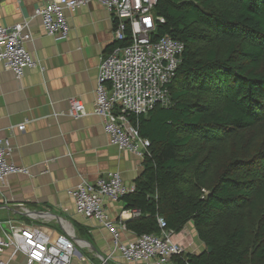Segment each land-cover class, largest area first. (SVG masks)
<instances>
[{
	"label": "trees",
	"instance_id": "16d2710c",
	"mask_svg": "<svg viewBox=\"0 0 264 264\" xmlns=\"http://www.w3.org/2000/svg\"><path fill=\"white\" fill-rule=\"evenodd\" d=\"M152 40L184 51L169 105L132 116L149 142L135 191V236L191 224L204 245L173 264H264V0H160ZM129 41L122 43V46Z\"/></svg>",
	"mask_w": 264,
	"mask_h": 264
},
{
	"label": "crops",
	"instance_id": "0c3cea01",
	"mask_svg": "<svg viewBox=\"0 0 264 264\" xmlns=\"http://www.w3.org/2000/svg\"><path fill=\"white\" fill-rule=\"evenodd\" d=\"M46 2L0 0V25L27 22L31 41L25 48L43 69H26L17 81L0 66V140L11 146L8 161L29 172L8 177L0 188V220L36 225L53 236L72 234L76 250L71 264H129L111 253L107 230L76 214L68 194L82 182L92 184L110 173L120 174L131 186L143 170V158L110 146L102 119L93 115L97 68L114 45L115 18L95 3L65 12L70 33L60 40L47 36L34 16ZM71 100L83 105L86 116H66ZM22 124L20 132L16 128ZM104 206L114 220L125 209L122 201ZM131 218L129 212L122 215L123 222ZM121 237L131 241L136 236L125 230ZM173 241L185 254L204 250L191 224ZM8 255L2 259L7 261ZM8 264H25V257L18 255Z\"/></svg>",
	"mask_w": 264,
	"mask_h": 264
},
{
	"label": "built area",
	"instance_id": "2783aa9c",
	"mask_svg": "<svg viewBox=\"0 0 264 264\" xmlns=\"http://www.w3.org/2000/svg\"><path fill=\"white\" fill-rule=\"evenodd\" d=\"M159 1L47 0L34 11L45 34L60 40H66L70 33L65 12L95 3L115 18L114 45L97 68L93 115L102 119L110 146L141 158L146 155L149 142L140 137L130 117L144 116L156 106L169 105L168 86L175 78L184 51L182 43L169 37L152 40L155 21L164 23L161 18L151 22L148 17ZM28 41L31 34L27 22L10 28L0 25V66L11 72L17 81L23 78L26 69L43 70L27 52ZM125 41L129 44L122 46ZM66 116L74 120L86 116L83 105L71 100ZM16 129L22 132L25 125ZM10 154L8 140H0V188L12 175H29L28 170L8 161ZM134 191L135 186L126 185L120 174L110 173L92 184L82 182L68 194L77 215L97 223L111 234L112 254H119L129 264H170L173 257L185 253L173 241L176 235L167 228L163 218H157L159 234H143L125 241L121 237L126 230L122 215L129 212L133 218L138 212L124 209L120 218L114 220L105 209L106 201L118 203ZM73 241V235L68 232L53 236L36 225L11 218L0 220V264H8L18 255L25 257V264H71L76 250ZM6 252L9 255L4 261L2 257Z\"/></svg>",
	"mask_w": 264,
	"mask_h": 264
},
{
	"label": "rangeland",
	"instance_id": "374dc122",
	"mask_svg": "<svg viewBox=\"0 0 264 264\" xmlns=\"http://www.w3.org/2000/svg\"><path fill=\"white\" fill-rule=\"evenodd\" d=\"M148 17L151 20V22H154L155 16H154L153 12Z\"/></svg>",
	"mask_w": 264,
	"mask_h": 264
},
{
	"label": "water",
	"instance_id": "95a60500",
	"mask_svg": "<svg viewBox=\"0 0 264 264\" xmlns=\"http://www.w3.org/2000/svg\"><path fill=\"white\" fill-rule=\"evenodd\" d=\"M33 214V213H32Z\"/></svg>",
	"mask_w": 264,
	"mask_h": 264
}]
</instances>
